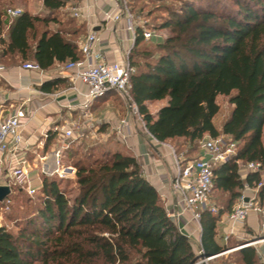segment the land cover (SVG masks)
Here are the masks:
<instances>
[{
    "label": "trees",
    "instance_id": "1",
    "mask_svg": "<svg viewBox=\"0 0 264 264\" xmlns=\"http://www.w3.org/2000/svg\"><path fill=\"white\" fill-rule=\"evenodd\" d=\"M69 1L44 0L46 16L24 10L9 19L0 0V36L4 23H9L8 39L0 38L1 60H35L48 69L56 62L81 59V29L75 20L60 19L59 10ZM233 2L236 8L231 11L220 10L214 3L185 4L175 21L163 24L173 33L157 44L156 53L144 46L138 53L140 60L136 51L146 37L144 29L137 27L127 56L128 66L134 68L131 95L142 125L156 140L170 141L178 157L188 153L181 169L199 157L207 139L225 135L237 141L236 155L214 167L212 192L218 190L224 196L220 202L217 197V204L202 211L199 219L198 249L206 260L241 245L217 239L219 215L232 212L244 185L237 161L264 165V0ZM52 23L59 27L53 29ZM184 51L190 59L183 56ZM222 95L229 97L233 108L219 125L218 97ZM161 101L163 105L151 112V104ZM57 135L48 132L46 148L55 144ZM107 143L91 144L76 160L78 192L73 197L62 188L60 178L45 173L33 196L21 186L11 187L8 197L0 201L1 209H10L15 200L27 196L24 202L36 198L38 202L31 210L3 216L0 264H203L138 159L117 139ZM73 152L75 147L70 145L61 161ZM261 179L259 172L245 177L250 185ZM262 202L264 183L259 189ZM237 250L244 264H264L255 247Z\"/></svg>",
    "mask_w": 264,
    "mask_h": 264
},
{
    "label": "crops",
    "instance_id": "2",
    "mask_svg": "<svg viewBox=\"0 0 264 264\" xmlns=\"http://www.w3.org/2000/svg\"><path fill=\"white\" fill-rule=\"evenodd\" d=\"M69 4H76V7L84 15L88 16L87 20L80 19V21H77V28L81 29L78 42L80 43L85 39L89 33L95 32L99 36V42L96 43L94 49L102 53L104 61L127 62V56L132 47L135 33L127 30L128 19L123 15L119 20L114 18L120 13L117 0H71L66 5ZM43 6L45 7L44 0ZM45 9L47 8L45 7ZM61 9L59 10L60 15L63 13ZM24 10L42 17L49 13L48 9L45 14L31 11L26 5ZM109 14H111L110 17ZM8 27L9 23H4L0 38L8 39ZM51 27L56 29L59 25L52 23ZM26 62L37 63L35 60ZM26 62L5 63L0 61V65L4 66V69L0 72V103H3V108L1 109H3L5 115L12 113L25 101H27V106L32 110L31 116L24 121L22 127V133L25 138L23 145L28 149V157L31 164L36 166V168H40L39 163L41 161V172L32 176L33 183L34 178L38 177L40 184L35 186L40 188L42 186V174L45 173V170L55 168V158L52 153V146L55 144L46 148L48 137L44 136L45 133L49 132L53 126L60 124L65 118L68 117L67 119H70L69 113L76 112L79 114V111L70 110L67 106L70 100L76 99L74 85L61 73L62 65L67 61L64 63L56 62L52 67L48 69L41 68L42 70L26 69L24 68ZM77 87L82 91L87 90V87L81 83H78ZM113 95L121 98L123 103L116 102L118 106L114 103L111 104L112 98L108 99L109 97H116ZM157 103L156 108L152 109L151 107ZM163 103L164 101L152 103L150 106L151 112L155 113ZM93 111L103 121L101 132L106 135V139L109 134L113 133V128L119 125L121 119L129 116L127 103L114 92L98 98L93 104ZM123 133L124 137L115 132L116 139L125 145L138 159L148 181L156 187L163 201H166L167 205L168 203L172 205L170 206L171 211L178 210L180 206L177 195L173 193L171 179L178 172L181 165L178 162V156L175 153L173 144L170 141L160 142L153 138L146 131L144 125L139 126V121L138 123L130 122L129 126L123 129ZM44 155L48 156L47 161L39 159L40 156ZM202 155L203 149L200 151L199 156ZM5 157L6 155L0 154V161L6 164ZM6 169L4 173H6ZM2 184H5L4 181L0 183V185ZM165 207L167 211H170L166 205ZM228 214V212L220 214L217 224V239L222 244L227 243L233 235H229L226 240L225 237L232 228L228 220ZM258 222V214L251 212L244 224L248 223L249 227L255 229L258 227L257 225H260ZM181 226L184 234L188 237L190 236L188 232L191 231V228H197L198 239L200 238V222L193 219L190 212L183 216ZM260 236L264 237V230ZM259 246L264 250V243ZM219 256H216V258Z\"/></svg>",
    "mask_w": 264,
    "mask_h": 264
},
{
    "label": "built area",
    "instance_id": "3",
    "mask_svg": "<svg viewBox=\"0 0 264 264\" xmlns=\"http://www.w3.org/2000/svg\"><path fill=\"white\" fill-rule=\"evenodd\" d=\"M6 14L10 18H15L22 14V10L8 7ZM73 15L82 20L88 18L78 7L73 8ZM110 16L111 14H109ZM121 17L122 15L119 13L114 18L119 20ZM137 27L133 22L128 21V31L135 33ZM144 36L151 37V31L144 30ZM97 42H99V36L95 32L89 33L79 43L83 57L78 60H68L61 67V73L71 81L76 90V99L70 100L67 106L70 110L79 111V119H74L71 114L70 119H67L64 124L52 127L51 130L57 132V136H60L64 143L61 148H53L55 168L45 170V173L51 175L60 173L59 166L62 162L63 150L69 146L67 141L75 137L76 133L83 130L93 138H106V135L101 132L103 121L93 112V104L98 98L114 92L127 103L129 116L122 118L119 125L113 128V132L124 137L123 129L129 126L130 122L138 123L142 120L140 109L131 95V74L134 72V68L129 67L125 61H104L102 53L94 49ZM24 68L42 70L38 63L33 62H26ZM3 69L4 66L0 65V72ZM78 83L84 84L87 90L79 89ZM27 104L25 101L12 113L5 115L1 109L3 103H0V154L6 155L7 169L4 183L10 187L21 186L30 196H33L38 188L33 185L31 176L33 167L28 157V149L23 145L25 138L22 133L24 121L32 114V110ZM44 136L47 138L48 132ZM202 149V156L189 160L171 179L172 190L177 195L180 207L176 211H168V214L182 232L181 222L187 212L192 214L193 219L199 220L202 211L211 206L210 195L214 187V167L236 155L237 141L221 135L204 141ZM39 159L47 161L48 156H40ZM237 164L244 185L234 209L228 214L232 228L225 237L226 240L229 235L236 233V227L245 223L251 212L263 213V208L259 204V189L264 183V165L260 161L243 162L241 160H238ZM248 172H259L261 181L250 185L245 180ZM211 210L218 213L215 207H211ZM262 225L264 227V219ZM263 243L264 237L250 240L246 245H240L236 249L253 246L264 262V250L259 246Z\"/></svg>",
    "mask_w": 264,
    "mask_h": 264
},
{
    "label": "rangeland",
    "instance_id": "4",
    "mask_svg": "<svg viewBox=\"0 0 264 264\" xmlns=\"http://www.w3.org/2000/svg\"><path fill=\"white\" fill-rule=\"evenodd\" d=\"M2 1V9H6L8 7L12 8H20L22 11L25 9V5L34 12L40 13V14H45L47 13V9L43 6V0H1ZM193 2L196 5L199 6H207L208 4L214 3L219 6L220 10H234L236 8L233 0H118V9L121 15H123L125 18L128 19V21L133 22L134 25H137L138 27H142L144 30H150L152 33V36L145 39L144 43L137 49L136 51V58L138 60L141 59V56L138 55V53H141L144 46L146 49H151L155 53L159 49L157 46L158 43L163 42L168 36H170L173 31L171 27H164L163 24L164 22H168L171 19L176 20L177 16L175 14H181L182 8L185 4ZM76 7V4H69L65 5L62 7V12L60 15V19L64 20L66 23L71 22V20H75L76 26H77V21H80L77 17L73 15V8ZM11 19V18H9ZM70 26H74L73 24ZM133 45V43H132ZM183 56L187 59L189 58V54L187 52H183ZM0 61L1 58H0ZM116 96V95H113ZM111 99V104L114 103L117 105V103H123L122 99L119 97H109L108 100ZM117 102V103H116ZM218 103L220 104L221 111L220 114L217 116L216 121L217 124L222 125V123L230 116L231 111H232V104L229 102V97L228 96H219L218 97ZM158 103L151 108L154 109ZM74 112V111H73ZM94 112V111H93ZM73 115L72 117L74 119H79V114L74 112V113H69L68 116ZM68 118V117H67ZM65 118L62 120L60 124H64L67 120ZM81 119V118H80ZM143 122L142 120L139 121V126L142 125ZM109 138V140H108ZM108 138L106 140L104 139H99V138H93L91 135L88 134L87 131H81L79 133L75 134V137H73L70 141H67L69 146L73 145L75 147V152L71 155H69L66 159L64 158L65 162H61V165L59 166L60 168V173H55V174H47L48 176H56L57 178H60L61 186L62 188L66 191V193L69 196H74L78 192V185L76 183V166L75 162L77 159L82 158L84 155V151L86 148L90 147L91 144H108L107 142H111L116 140L115 132L109 134ZM114 139V140H113ZM108 140V141H107ZM112 140V141H111ZM264 140V136H263ZM107 141V142H106ZM63 140L61 139L60 136H56L55 139V145H53V148H61L63 145ZM68 146V147H69ZM67 147V148H68ZM66 148V149H67ZM65 150V149H64ZM63 150V151H64ZM202 150V147H200V151ZM95 156L98 155V151L95 152ZM188 153L185 152V154L181 153V155L178 157V162H181L184 157H187ZM199 156V155H197ZM196 155H191L190 158L197 157ZM62 160V158H61ZM181 165V164H180ZM7 165L0 161V183H2L5 179V177L2 178V176L5 175L4 171L7 168ZM33 171L31 176H35L38 174V172H41V161L39 163L40 168H36L32 164ZM4 173V174H3ZM3 174V175H2ZM33 181V180H32ZM40 180H38V177L34 178V183L33 185L40 184ZM223 194L218 192V190H213L212 195L210 197V204H217L216 202L217 197L219 199L218 202L221 201L223 198ZM28 197V196H27ZM27 197H24L27 199ZM24 198L22 199H17L14 201L13 205L9 209V206H5L4 209L0 208V222H6V220H2L3 216L6 217L7 214L13 213L14 211H21V210H26V209H33L35 204H37L38 199H34L33 201H26L24 202ZM217 200V201H216ZM238 200V198H237ZM237 200L234 203V206L237 202ZM164 204L167 206L168 210L171 211L172 206L170 203H166V201H163ZM260 204V203H259ZM260 206L263 208V213H257L258 214V227L255 229H252L249 227L248 223L240 225L238 228H236V233L231 236V238L228 241V245L233 246L236 244V242H241V244L246 245L247 242L250 240H255L258 238H262L260 235L262 231L264 230V227L262 225V220L264 219V202L260 204ZM198 222V220H196ZM197 228H191V231L188 232L190 233V236L188 237L193 246L194 249L198 255V261L200 263H203L202 257L200 256L199 249H198V233L196 232ZM227 253H224L223 255L219 256L218 258H213L206 260L203 264H244L242 261V255L240 250H237L236 248H231L230 250L226 251Z\"/></svg>",
    "mask_w": 264,
    "mask_h": 264
},
{
    "label": "water",
    "instance_id": "5",
    "mask_svg": "<svg viewBox=\"0 0 264 264\" xmlns=\"http://www.w3.org/2000/svg\"><path fill=\"white\" fill-rule=\"evenodd\" d=\"M11 192V187L9 185L6 184H2L0 185V201L6 199L8 197V195ZM202 261H206L205 258H202Z\"/></svg>",
    "mask_w": 264,
    "mask_h": 264
}]
</instances>
